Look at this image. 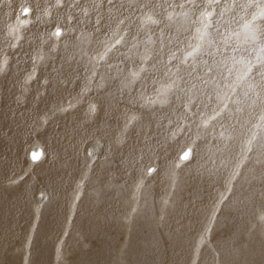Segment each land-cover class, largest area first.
Masks as SVG:
<instances>
[{
  "label": "bare ground",
  "instance_id": "bare-ground-1",
  "mask_svg": "<svg viewBox=\"0 0 264 264\" xmlns=\"http://www.w3.org/2000/svg\"><path fill=\"white\" fill-rule=\"evenodd\" d=\"M257 11L0 0V264H264Z\"/></svg>",
  "mask_w": 264,
  "mask_h": 264
},
{
  "label": "snow or ice",
  "instance_id": "snow-or-ice-1",
  "mask_svg": "<svg viewBox=\"0 0 264 264\" xmlns=\"http://www.w3.org/2000/svg\"><path fill=\"white\" fill-rule=\"evenodd\" d=\"M189 2L195 3V0H189ZM205 3H207L209 6H212L214 4L218 5L219 0H205ZM252 3L258 9L257 13L252 15V21H256V20L264 21V0H252ZM30 11H31V9H28V8L23 9V12L25 15L30 13ZM201 15H206L207 17L210 18L212 16V12L211 11L203 12V13H201ZM24 23H28V22L24 21ZM206 27H207V25H205V28ZM243 27L248 31L253 30V25L251 22H246L243 25ZM199 31H200V29H197V32H199ZM55 35H57V36L62 35L61 29H59V28L56 29ZM253 38H255V36ZM196 50H198V49H196ZM261 51L264 52V49H261ZM192 54L193 53H190V55H192ZM6 65H7V59L5 58L3 61V64H0V71H4ZM260 66H261L260 67L261 76H262V78H264V56L261 57ZM250 70H251V66H249V68H248V71H250ZM93 110H95V106H93ZM42 155H44L43 152H33L32 153V159L35 161H38ZM191 155H192V150L188 149L186 151H183V155H182L181 159L188 161ZM151 171L155 172L156 170L151 169Z\"/></svg>",
  "mask_w": 264,
  "mask_h": 264
},
{
  "label": "rangeland",
  "instance_id": "rangeland-1",
  "mask_svg": "<svg viewBox=\"0 0 264 264\" xmlns=\"http://www.w3.org/2000/svg\"><path fill=\"white\" fill-rule=\"evenodd\" d=\"M201 27H202V25H200V27H199V29H201ZM205 28V27H204ZM200 32V31H199ZM201 33H205L204 31H203V29H202V32ZM34 144V143H33ZM37 144V143H36ZM36 144H34V145H36ZM85 154V153H84ZM87 157V156H86Z\"/></svg>",
  "mask_w": 264,
  "mask_h": 264
},
{
  "label": "clouds",
  "instance_id": "clouds-1",
  "mask_svg": "<svg viewBox=\"0 0 264 264\" xmlns=\"http://www.w3.org/2000/svg\"><path fill=\"white\" fill-rule=\"evenodd\" d=\"M0 74H3V71H0Z\"/></svg>",
  "mask_w": 264,
  "mask_h": 264
},
{
  "label": "crops",
  "instance_id": "crops-1",
  "mask_svg": "<svg viewBox=\"0 0 264 264\" xmlns=\"http://www.w3.org/2000/svg\"><path fill=\"white\" fill-rule=\"evenodd\" d=\"M84 153H85V150H84Z\"/></svg>",
  "mask_w": 264,
  "mask_h": 264
},
{
  "label": "water",
  "instance_id": "water-1",
  "mask_svg": "<svg viewBox=\"0 0 264 264\" xmlns=\"http://www.w3.org/2000/svg\"><path fill=\"white\" fill-rule=\"evenodd\" d=\"M183 155V154H182Z\"/></svg>",
  "mask_w": 264,
  "mask_h": 264
}]
</instances>
